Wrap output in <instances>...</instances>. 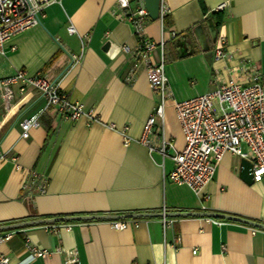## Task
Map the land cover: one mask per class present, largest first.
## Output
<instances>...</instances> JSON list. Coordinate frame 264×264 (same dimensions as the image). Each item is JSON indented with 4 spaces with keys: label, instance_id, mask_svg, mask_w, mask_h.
I'll use <instances>...</instances> for the list:
<instances>
[{
    "label": "crops",
    "instance_id": "crops-1",
    "mask_svg": "<svg viewBox=\"0 0 264 264\" xmlns=\"http://www.w3.org/2000/svg\"><path fill=\"white\" fill-rule=\"evenodd\" d=\"M162 5L169 26L160 18H148L143 29L156 45L163 42L161 49L151 52L152 59H162L172 93L154 129L162 130L180 151L183 137L174 101L211 91L215 76L220 82L227 80L230 68L240 62L251 64L263 77L264 0H162ZM137 7L136 0H129L130 11ZM215 13L221 16L219 25ZM124 14L116 0H56L45 6L39 25L6 41L0 79L18 70L27 76L41 74L79 103L84 115L75 121L57 120L37 92L22 94L16 86L8 110L0 100V225L162 210L209 211L264 224V180L246 185L239 177L237 156L226 153L218 161L205 188L207 198L201 200L188 187L165 179L174 166L172 151L163 159L140 142L158 98L149 88L145 69H133L132 51L139 40ZM207 19L217 36L226 39L224 59L213 58ZM199 24L208 41L205 52L192 34ZM68 26L74 34H68ZM118 46H127L129 52ZM77 56L78 61L72 60ZM33 116L38 126L23 139L18 124ZM32 173L43 182V192L29 197L22 186ZM169 219L165 231L161 218L153 217L136 219V227L123 230L111 229L110 220L20 228L0 246V254L11 264H64L59 254L31 256L27 240L41 250H76L79 264H264L261 230L252 233L254 228L247 225L204 217Z\"/></svg>",
    "mask_w": 264,
    "mask_h": 264
},
{
    "label": "built area",
    "instance_id": "built-area-1",
    "mask_svg": "<svg viewBox=\"0 0 264 264\" xmlns=\"http://www.w3.org/2000/svg\"><path fill=\"white\" fill-rule=\"evenodd\" d=\"M56 0H0V56L5 55V43L25 30L40 24L45 6ZM138 7L129 10V0H116V8L125 12L124 19L133 29V34L139 40L132 51L133 69L143 67L146 72L150 90L158 98L143 124L140 142L152 151L160 153L162 158L169 156L174 163L173 169L165 179L176 185L188 187L201 200L207 198L205 188L212 180L216 165L226 153L233 154L238 159H245L251 164L253 182L264 180V81L262 74L247 62H240L230 68L229 77L219 81L215 76V87L202 95L173 102L175 119L183 137V147L176 151L173 143L168 140L162 130H155L156 119L163 120L166 102L172 99L168 79L164 72L162 59L154 62L152 53L156 47L162 48L163 42L156 45L144 35L143 29L148 19L142 0H136ZM220 6L219 9H222ZM159 18L166 14V9L160 0ZM68 34L75 33L73 26H68ZM87 41L89 36H83ZM212 54L214 60L227 57L226 39L216 36ZM116 49L128 53L127 46ZM80 56L72 58L78 61ZM20 93L31 89L45 100V108L54 112V117L61 121H75L84 115L79 103L71 102L60 90L57 83L50 82L41 74L27 76L23 70H18L12 76L0 79V100L4 110H8L14 101V87ZM20 137L27 139L29 131L38 126L37 117L22 120L18 124ZM155 139V142L152 140ZM128 143V140H125ZM245 148V151L243 150ZM3 156H0L2 159ZM16 169H19L16 166ZM42 181L34 173L26 181L22 190L31 197L35 191L43 192ZM162 212H165L162 210ZM163 231L170 226L169 218H161ZM218 223L217 221H214ZM136 219L110 220L111 229L123 230L128 226H137ZM69 228V227H68ZM259 229H252V233ZM263 231V230H261ZM15 231L0 232V246L10 240ZM264 232V231H263ZM178 237L175 243H178ZM25 247L31 256L45 258L52 254L63 255L64 264H79L76 250L56 248L53 251L41 250L25 241ZM194 253V251L192 252ZM195 254V253H194ZM0 264H11L10 258L0 254Z\"/></svg>",
    "mask_w": 264,
    "mask_h": 264
},
{
    "label": "water",
    "instance_id": "water-1",
    "mask_svg": "<svg viewBox=\"0 0 264 264\" xmlns=\"http://www.w3.org/2000/svg\"><path fill=\"white\" fill-rule=\"evenodd\" d=\"M144 12H146L147 17L155 21L159 19L160 11V0H142ZM205 27L208 33L209 40L214 44L217 36V29L212 24L211 19H207L205 21ZM192 34L196 39V42L201 49V51H207L209 49L208 41L204 33V28L202 25H196ZM188 37V36H187ZM109 43L104 44L103 50L104 52L108 49ZM264 81V75H263ZM251 164L249 161L245 159L240 160V169H239V177L242 181L247 184H251L252 180V172ZM204 217L218 220H228L232 222L241 223L247 225L254 229H259L264 231V224L244 218H240L237 216H232L228 214H221L216 212L209 211H165V212H143V213H127V214H104V215H74V216H58L51 218H38L27 221L15 222L10 224H2L0 225V232L4 231H14L20 228L38 226V225H50V224H58L63 222H76V221H91V220H127V219H145V218H180V217Z\"/></svg>",
    "mask_w": 264,
    "mask_h": 264
},
{
    "label": "trees",
    "instance_id": "trees-1",
    "mask_svg": "<svg viewBox=\"0 0 264 264\" xmlns=\"http://www.w3.org/2000/svg\"><path fill=\"white\" fill-rule=\"evenodd\" d=\"M214 15L216 16V21H217L215 23H217V25H219L220 24L219 22H221V16L218 13H215ZM161 19H162V22H163L165 27L169 26L170 21H169L167 14L163 15Z\"/></svg>",
    "mask_w": 264,
    "mask_h": 264
}]
</instances>
